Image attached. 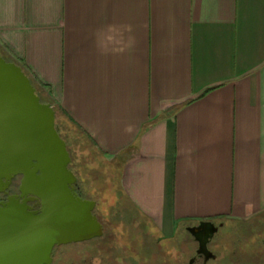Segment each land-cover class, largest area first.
Here are the masks:
<instances>
[{
  "label": "crops",
  "instance_id": "obj_1",
  "mask_svg": "<svg viewBox=\"0 0 264 264\" xmlns=\"http://www.w3.org/2000/svg\"><path fill=\"white\" fill-rule=\"evenodd\" d=\"M0 55L161 234L264 216V0H0Z\"/></svg>",
  "mask_w": 264,
  "mask_h": 264
},
{
  "label": "water",
  "instance_id": "obj_2",
  "mask_svg": "<svg viewBox=\"0 0 264 264\" xmlns=\"http://www.w3.org/2000/svg\"><path fill=\"white\" fill-rule=\"evenodd\" d=\"M70 163L53 107L41 102L19 65L0 55V192L22 175V195H33L41 206L33 213L13 198L0 206V264H51L55 247L102 236L95 202L73 191ZM207 225L213 227L201 221L190 231L211 233Z\"/></svg>",
  "mask_w": 264,
  "mask_h": 264
},
{
  "label": "rangeland",
  "instance_id": "obj_3",
  "mask_svg": "<svg viewBox=\"0 0 264 264\" xmlns=\"http://www.w3.org/2000/svg\"><path fill=\"white\" fill-rule=\"evenodd\" d=\"M55 125H57L59 131L58 135L60 138L65 142V144L66 140L69 144L68 151L71 157L69 168L81 185L82 198L84 200L96 201L98 203L97 212L102 214L103 221L106 220L105 218L109 217V213L117 211V208L114 207L116 206L122 211L124 218L127 221H131V224L133 223L131 227H128L124 226V224H126L125 221L121 219H112V222H114L112 224L113 226L106 224L107 232H109L108 235H110L108 242L113 244L112 246L116 247L115 250H118L121 246H123V244L125 246L127 245L125 247V251L127 252L126 256L128 263L132 260H143L148 264H154L155 261L154 263L152 260L150 261V258L148 257V255H150L149 253H146L145 251L142 252L141 245L145 243L149 246V244L157 242L159 246L163 248L162 250L165 254L164 259L162 258L164 260V264H176V261H174L172 257L173 255H177L179 251L176 248H174L173 251L169 250L172 245L176 243L179 244L180 247L184 244L187 247L188 244L182 226L178 227L175 232L171 234V236L161 234L154 226L153 222L140 215L124 196L121 187L120 166L106 161L105 158H103L102 155L94 148L89 139H87V137L83 135L75 125L65 118L59 110L57 111ZM103 187L109 190L108 196H106V193L101 190ZM109 195L111 196L110 204L102 206L105 203L104 200L109 199ZM112 217H115V215ZM141 217L145 218V221L143 220V223L140 225V229H137L138 226L136 227L134 222L135 219L139 220ZM262 217L264 218V216ZM138 220L136 223L139 222ZM123 227L126 228L125 243L124 239L122 242L117 241V237H119L118 233L123 229ZM139 233L142 234L140 235ZM99 241L101 240H92L84 243L61 246L56 249L51 264H79V261L83 258L85 262L95 264L98 256H101L104 253L102 247H99ZM175 250H177V253ZM92 251L97 255L96 257L91 255ZM262 251L264 252V250ZM83 252H85V254H82ZM102 257H104V255ZM244 257L245 258H241L243 261L247 260L244 262L245 264L249 262V259H252L251 255H244ZM120 260L121 258L119 256H115L111 264H115L114 262L119 264ZM229 262L228 258H225L221 262H214L211 264H230L231 262Z\"/></svg>",
  "mask_w": 264,
  "mask_h": 264
},
{
  "label": "flooded vegetation",
  "instance_id": "obj_4",
  "mask_svg": "<svg viewBox=\"0 0 264 264\" xmlns=\"http://www.w3.org/2000/svg\"><path fill=\"white\" fill-rule=\"evenodd\" d=\"M23 179L22 175L14 176L6 186L3 184L1 186L2 191L0 192V206H4L8 203L10 198H13L17 200L19 203L23 204L25 203L28 209L33 213H39L40 211V203L37 198H35L31 194H24L22 195V192L20 191L21 188V181ZM3 182L5 183V180L3 179ZM104 193H106V196L109 194V190L105 189L104 187L101 188ZM73 191L77 196L82 198V189L81 185L77 181V184L73 186ZM113 198V197H112ZM111 196L109 195V199L104 200L105 203L102 206H106L110 204ZM114 200V199H113ZM116 212L109 213V217L105 218L106 220L103 221L102 214L100 212H97L98 203L95 201V208L93 210V214L96 216L98 222L101 224L103 228V234L101 237L94 238L92 240H101L99 241V247H102V250L104 251L103 255L104 257L98 256L97 262L95 264H111L113 262V258L115 256H119L121 258L119 264H148L144 262L143 260H132L129 263L127 262V256L125 251V246L123 243V246H121L118 250H115L116 247L112 246L113 244L108 242V238L110 237L109 232H107V225L110 226L114 223L112 222V219H121L125 221L126 224L124 226L131 227V221H127L121 210H119L118 207ZM108 215V214H107ZM106 215V216H107ZM115 215V217H112ZM123 216V217H122ZM105 217V216H104ZM138 219H135V226L137 229H140V225L143 223V220L145 221V218L141 217L136 223ZM104 222V223H103ZM201 221L197 223H186L182 225V228L184 229V234L187 241V247L184 244L180 247L179 244H173L169 251H173L174 248L178 249L176 253L177 255H173L174 261H176V264H211L214 262H221L225 258H228L230 264H245L243 261L244 255H251L252 259H249L246 264H264V218L261 217L260 219L256 218L250 221H205V222H211L213 224V227H210V230L213 231L210 233L206 232H194L192 233L190 231L191 228L198 226V224ZM113 226V225H112ZM208 227V225H207ZM208 227V228H209ZM123 231V233H122ZM126 228L123 227V229L118 233L117 241L122 242L124 239V243L126 240ZM140 235L142 233H139ZM139 235V236H140ZM112 236V235H111ZM114 236V235H113ZM123 237V238H122ZM141 237V236H140ZM89 240V241H92ZM88 242V241H85ZM84 243V242H81ZM77 244V243H76ZM111 245V246H109ZM178 246V247H177ZM61 247V246H59ZM55 247L52 252V261L54 258V254L57 248ZM142 252L145 251L146 253H149L148 257L150 258V261L152 260L154 264H164V251L163 248L159 246L157 242H154V244H149V246L145 243L141 245ZM120 252V253H119ZM118 253V254H116ZM82 254H85L83 252ZM93 257H96L97 255L94 254L92 251L91 254ZM147 258V257H146ZM163 258V259H162ZM90 261V260H89ZM138 261V262H137ZM91 264L90 262H88ZM85 262L84 258L79 261V264H88ZM115 264L117 262H114ZM118 264V263H117Z\"/></svg>",
  "mask_w": 264,
  "mask_h": 264
},
{
  "label": "trees",
  "instance_id": "obj_5",
  "mask_svg": "<svg viewBox=\"0 0 264 264\" xmlns=\"http://www.w3.org/2000/svg\"><path fill=\"white\" fill-rule=\"evenodd\" d=\"M7 60V59H6ZM9 61V60H8ZM31 80V79H30ZM31 83H32V85H33V87L36 89V93H37V95L40 97V99H41V102H43V103H48V104H50L52 107H53V110H54V112H55V120H56V118H57V111H58V108L53 104V102L52 101H50L46 96H45V94L42 92V90L31 80ZM56 127H57V125H56ZM57 131H58V128H57ZM59 132V131H58ZM66 140V139H65ZM66 145H67V150H68V142H67V140H66ZM69 152V151H68ZM70 155V154H69ZM71 158V157H70Z\"/></svg>",
  "mask_w": 264,
  "mask_h": 264
}]
</instances>
